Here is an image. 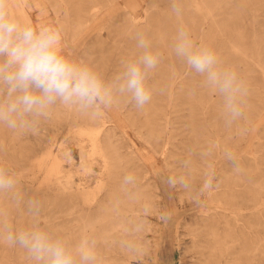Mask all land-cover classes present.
<instances>
[{
  "label": "rangeland",
  "instance_id": "374dc122",
  "mask_svg": "<svg viewBox=\"0 0 264 264\" xmlns=\"http://www.w3.org/2000/svg\"><path fill=\"white\" fill-rule=\"evenodd\" d=\"M25 1L31 5L26 7L27 18L25 22L37 29L41 26L58 28L61 35L62 54L72 60L84 62L93 67L105 81H110L121 71L123 61L135 58L138 55L139 50L136 47V34L138 32L145 34L151 40L153 50L161 54L159 65L150 73L148 78L149 85L152 86L153 84L154 88L150 103L143 109H137L126 98H121L115 105L116 107L114 106L113 109L108 111L114 121H110V118H105L102 121L101 130L108 131L111 134L112 142L117 147H120L122 151H126L131 143H135L134 147L140 148L145 154L150 153L153 157L150 167L155 166L159 168L158 174L156 175L151 172L148 173L149 177H151L150 181L154 183L155 178L162 186L164 181L167 185L165 188L162 187L160 191L164 200V213L167 214V217L161 219L153 216V220L158 224V235L160 239L158 251L154 255H148L147 249L142 245L141 251L138 254H132L124 263H203L207 255L206 253H209L207 248L202 247V245L204 246L203 240H205V237H195V243L198 244L196 246L194 245L190 232L194 228L201 229L202 214L204 210L210 211L211 207L204 201V194L198 198H193L189 203H180L179 199L183 189L170 187L167 183V177L179 171L178 162L185 158V153H182L183 150L193 145L192 142L195 133L190 132L192 123L194 127L199 129L200 133L201 131L208 133L211 130L208 129L211 123L215 122L216 126L212 130L216 131V136L226 143V145L217 149V152L221 153L219 156H217L219 153L217 154L213 148L211 160H214L216 179L222 174V168V170L232 171V162L227 161L224 157V151L229 150L235 155L240 166L245 169L241 172V175L245 176L246 179L258 180V182L264 183V110L255 96L257 94L256 92L264 89V79L260 73V67L255 66L256 62L252 64L251 61L245 60L241 56L243 55V50L245 52L248 51L247 54H252L255 57L259 55V49V51L264 50V42L258 45L254 43L255 40H264V0H248L246 4L238 2L243 0H220L222 3L219 6L222 10H219L216 17L218 16L217 18L223 23L222 30H215L216 33L213 35L214 44L209 46L216 50L218 54L220 53L219 56L225 66L235 69L240 74L248 85V90H250L246 97L244 116L230 127L225 125L222 117V98L218 94L205 88L202 84L203 77L190 69L184 78L186 84H181L183 79L178 84L180 90L176 91L173 106L169 109L164 107L169 96L167 88L175 76L174 72L182 71L186 65L175 56L173 52V41L177 28L180 26H188L187 22L189 18H187L188 14L184 13L182 16L186 18V24L182 23L183 25H181L180 17L172 11V0H140L139 7L135 13L129 11L127 7L128 0ZM193 1L198 5L200 4L199 6L204 5L201 0ZM255 1L257 2L253 4ZM37 2H40V6L36 4ZM188 2H192V0H179V4L183 8L195 7L194 5H189ZM102 5H106L105 8L114 5L116 10L112 12L114 14L106 24H104L105 17L100 16L95 25V30L90 31V19L94 12L93 9L95 6L100 7ZM148 7L152 9L150 10V15L154 17L148 21L156 23L155 18L160 16V20L164 26V36H157L154 28L147 25L146 8ZM255 8L258 10H255ZM199 13L201 14V12ZM199 13L196 11L192 15L201 20L204 14L200 15ZM80 17L81 20H79ZM176 17L179 18L177 19ZM255 22L256 24H254ZM102 24H104V27L100 29V25ZM128 24L131 29L127 26ZM78 25H83V28L86 25L89 27L86 32L76 37L75 32L78 33L80 30L79 28L76 29ZM188 29L190 30L189 26ZM190 33L194 39L198 31H192ZM254 34L256 35L254 36ZM254 38L255 40H253ZM195 39L194 41L197 44H202L199 38L196 37ZM114 40H117L116 45L112 43ZM229 40L231 41L229 42ZM99 41H103L101 51L98 50L100 47ZM235 42L242 48V51H239V53L235 47L237 44L234 45ZM255 48H257V51H254ZM169 51H171V55H169ZM225 56L227 60H224ZM174 66L177 70L174 69ZM181 85H185L186 87H182ZM210 99H214L216 104H214V101L211 104L209 102ZM217 100L219 101L218 103ZM208 104L210 108L206 109ZM256 105L259 108L255 109ZM65 111L64 106L59 104L54 106L48 117L39 120L35 132H13L2 125L4 128L0 132V164L5 165L16 174L18 190L24 202L13 203L8 195L0 194V228H2L3 224H10L14 229L30 226L33 218L28 212L26 201L29 198H34L39 199L42 203L41 213L38 218L40 226L52 231L54 234L63 236V232L66 231L65 227L81 224L91 219L95 215V211L93 210L97 206V200H101L108 193L111 186V178L109 177L111 175L113 176V167L109 166L104 171V167L100 163L94 166V170L85 175L76 176L75 178L78 182H86L85 184L89 187L88 189H93L96 192V197L90 194L87 197L78 196L76 198H70L58 190L56 178L60 174L56 176L58 173L56 171L57 167L52 163L51 154L54 153L58 157L60 156V165L63 169L75 167V164L79 160L78 143L83 142L87 150H90L91 140L94 136V128L96 126L88 116L78 111L72 115H66ZM56 112H60L61 114L56 115ZM167 113H170L172 120H174V128L177 133H179L181 128L187 130L180 135L171 134V143L168 146L166 145V149L162 154L161 148L164 140L162 139L159 145L154 142L152 139L153 134L146 124V119L151 118L156 123H159V119L165 117ZM249 120L255 123L253 130H248V127L251 128L253 126V123H248ZM171 126L173 127L172 124ZM171 126V130L169 131L174 130ZM245 128H247L246 132H249L247 136H244L241 132ZM16 137L19 139H15ZM148 138L149 142L154 144L156 151L147 142ZM178 146L181 148H178ZM209 146L205 144V147ZM214 154H216L215 156L217 158L214 157ZM94 156L102 160V157L98 153H95ZM70 157H74V162L70 161ZM101 178L104 180L105 185L99 189L97 183ZM258 192L264 193V189H259L251 193ZM83 216L86 217L83 218ZM146 216L151 218V214H147ZM251 220L255 223L256 217L254 216ZM260 222L262 226L252 228V236L256 240L261 238V232H264V219ZM220 224L224 226L223 222ZM149 235L147 232L146 239L148 240ZM63 237L69 241L80 240V237ZM263 243L260 245V248L264 249ZM192 256L196 257L193 258ZM256 257L258 258L256 264H264V253L256 255ZM210 261L213 262L212 259ZM0 264H31V261L27 257L26 252L18 246L10 247L5 243H0Z\"/></svg>",
  "mask_w": 264,
  "mask_h": 264
},
{
  "label": "clouds",
  "instance_id": "9594fccd",
  "mask_svg": "<svg viewBox=\"0 0 264 264\" xmlns=\"http://www.w3.org/2000/svg\"><path fill=\"white\" fill-rule=\"evenodd\" d=\"M172 11L177 16L182 14L179 0H172ZM136 41L138 55L123 61L121 71L105 81L93 67L62 54L58 28L37 29L21 22L11 14L9 0H0V125L13 132H35L39 120L48 117L58 104L91 118L102 116L121 98L143 109L152 100L153 88L148 78L159 65L161 54L153 50L145 34L138 32ZM173 52L190 70L203 77L205 88L222 98L226 126H232L244 116L247 84L235 69L222 63L211 46L197 44L190 31L180 26L174 37ZM213 148L190 151L178 162L179 171L167 177L168 185L192 191L194 170L198 163L204 162L207 167L196 195L213 189L216 173L211 163H207ZM224 157L232 162L235 173L243 171L231 151L225 150ZM137 183V176L129 171L122 177L121 187L130 191ZM0 194L8 195L13 203L24 202L16 174L3 164H0ZM26 206L33 218L31 225L14 229L10 224H3L0 243L23 249L31 264H108L94 237L84 236L73 244L40 226L42 203L39 199L29 198ZM142 212L147 215L150 208L144 207ZM166 217L162 213L160 218ZM128 231L131 235L120 239L118 244L127 253L138 254L141 246L134 236L140 227L133 225Z\"/></svg>",
  "mask_w": 264,
  "mask_h": 264
},
{
  "label": "bare ground",
  "instance_id": "6f19581e",
  "mask_svg": "<svg viewBox=\"0 0 264 264\" xmlns=\"http://www.w3.org/2000/svg\"><path fill=\"white\" fill-rule=\"evenodd\" d=\"M201 1L204 3V5L208 3L210 4L205 5V6L204 5L199 6L200 4L198 5L196 2L192 0V2H188V4L191 6L194 5L195 6L194 8L193 7L183 8L180 6L182 9V14L179 15L180 21H181L180 23L181 25L186 24L185 22L186 18L182 15L184 13L188 14L187 18H189L188 19L189 21L187 23L191 31L188 29V26L186 25L187 29L190 32L198 31L197 33L198 35L196 34V37L199 38L203 44L211 45V44H214L213 35H215L216 33L215 30H222L223 23L220 21L219 18H217L218 16L216 17L219 10H222V8H220L219 6L222 2L220 0L219 1L201 0ZM257 1H255L253 4H255ZM139 2L140 0H128L127 7L129 11L135 13L139 7ZM238 2L241 4H246L248 0H243V1H238ZM36 4L40 6V2H37ZM9 5H10L11 14L14 15L16 18H18L21 22H25L27 18L26 7L31 6V5L27 4L25 0H10ZM105 7L106 5H102L100 7H96V6L94 7L93 9L94 12L90 19V23H91L90 31L95 30V25L97 24V20L100 16L105 17L104 24H106L108 20L112 18L114 14L112 12L115 11L116 8L114 7V5H111L108 8H105ZM150 10H152L150 9V7L146 8V12H147V22L146 23L148 26H152L154 28L155 34L157 36L162 37L165 35V31H164L163 23L160 20L161 17L157 16L155 18L157 22L151 23L148 20H151L154 17L153 15H150ZM255 10H258V9L255 8ZM196 11L198 13L201 12L202 15L204 14L201 20H199V18L197 19L194 15H192V13ZM179 17H176V18L178 19ZM68 18L67 20L69 21ZM79 20H81V17ZM104 24L100 25V29H103ZM254 24H256V22ZM130 25L128 24L127 26L130 27ZM88 27H89L88 25L84 26V28H83V25H78L76 29L79 28L80 30L78 33L75 32V36L78 37L79 35L86 32ZM255 31L253 32L255 33ZM255 35L256 34H254V36ZM255 38L253 40H255ZM195 40L197 41V39ZM230 41L231 40H229V42ZM116 42L117 40H114V42L112 43L116 45L117 44ZM263 42H264L263 39L254 41V43L257 45L263 44ZM99 43H100V47L98 50L101 51V49L103 48V41H99ZM234 45H236L235 47L238 53L239 51H242V48L238 46V43L235 42ZM257 45H255V47H257ZM217 49H218V45H217ZM256 49L257 48H255L254 51H257ZM259 50H258L259 55L257 57H255L252 54H247L248 51L245 52V50H243L242 52L243 55L241 56L244 57L245 60L251 61L252 64L256 62L255 66L257 65L258 67H260V73L262 74L263 79H264V50H261V51ZM169 52H170L169 55H171V51ZM171 59H172V56H171ZM224 60H227L226 56ZM246 68H247V65H246ZM174 69L177 70L175 66H174ZM184 69L182 71L174 72L175 76L172 79L170 86L167 88V92L169 96L167 97L168 101L166 102L164 106L166 109L171 108L174 104L173 99L175 98L174 96L176 94V91L180 90L178 88V84H180V80L183 79L181 84L182 83L186 84V80L184 78H185L186 73L188 74L189 68L187 67V65H185ZM181 86L184 87L185 85H181ZM151 87L153 88V84ZM252 88H256V87H252ZM256 93H257L255 94V96L257 97L256 99L259 100L260 106L264 110V89ZM213 101L214 99H210L209 102H211L212 104ZM218 102L219 101L217 100V103ZM209 104L208 106H206V109L210 108ZM214 104H216L215 101H214ZM113 107L111 109H113ZM256 108H259V107H257L256 105L255 109ZM111 109L105 110L103 115L98 118L88 117L91 120V122H93L96 125L94 128V136L91 140L92 141L91 149L87 150V147L85 146L83 142L78 143L77 146L79 148V160L75 164V167L63 169L60 165L61 164L60 158H59L60 156L58 157L54 153H52L51 156H52V163H54V165L57 167L56 171L58 173L56 174V176L60 174L56 178V186L62 194L67 195L70 198H76L78 196L87 197V196H90V194H93L94 196L96 195L95 194L96 192H94L93 189H88L89 187L85 184L86 182L84 183V182L76 181L75 179L76 176L85 175L89 173L90 171L94 170V166L98 163H100L104 167V171H105V168H108L109 166L113 167V172H112L113 176L111 175L109 177L111 178V182H110L111 186L106 196L102 198L101 200L100 199L97 200V206L93 210L95 211V215L91 219H89L87 222L84 221L81 224H74L71 227H65L66 231L63 232V236L80 237V239L83 238L84 236H92L97 240L98 247L102 255L106 258L108 264H125L124 261L129 259L128 257L132 256V254H129L125 252L124 250H122L118 244V241L126 236L131 235L128 230L133 225H139L140 231L139 233L135 234L134 238L139 241L140 246L143 245L145 249H147L148 255H151V254L154 255V253L158 251L159 242H160L159 235H158V224L153 220V216H157L158 218H160L161 214L164 213V200H163V197L160 191L162 190V187L165 188L167 185L165 184L166 182L164 181L163 186H162L161 183H158L154 177H153L154 183L150 181L151 177H149L148 173L151 172L156 175L158 174V170H159V168H156L155 166L150 167L152 163V158H153L150 153H147V154H145V152L143 153V151L140 148L134 147L135 143H131L129 147H127L126 151H122L120 147H117V145H115L112 142L111 134L108 131L101 130V127L103 124L102 121L105 118H110V121H114L113 117H111L112 115L108 113V111H110ZM65 110H66L65 111L66 115H72L76 112V110L69 109V108H65ZM59 114L61 113L56 112V115H59ZM159 120H160L159 123H156L155 121H153V119L148 118L146 119V124L149 126L150 132L153 134L152 139L154 140L155 143H158L159 145V142L161 143L162 142L161 140L162 139L164 140L163 142L164 144L161 148V151L163 154V151L166 149V145L168 146V144L171 143L170 135L173 133L175 135L176 134L180 135L187 129L181 128L179 133H177L174 128V120H172L170 113L165 114V117H163L162 119L160 118ZM162 120L163 122H161ZM248 123H253V126L251 128L248 127V130L250 129L253 130L255 127L254 121L249 120ZM171 124L173 125V127L171 126ZM170 126L174 128V130L172 129L173 131H169L171 130ZM215 126H216L215 122L211 123L210 128L207 127L208 129H211L209 130L208 133H203V131H201L200 133L199 129L194 127L192 123V128L190 129V132L195 133V136L193 137L194 139L192 142L193 145H190L189 147L184 149L182 152V153H185V157L190 151L198 152L199 150L206 148L205 144L214 146V150H216L215 152L217 154L219 153L217 156L221 154L220 152H217V149L223 147V145H226V143H224V140H221L220 138L216 136V131L212 130ZM3 128L4 127L0 125V132L3 130ZM246 131H247V128L241 131L244 134V136L245 135L247 136V134L249 133V132L247 133ZM167 132H168V135H167ZM202 137H204L205 139ZM113 138H114V135H113ZM201 138L204 140H202ZM15 139H19V138L16 137ZM147 142L152 146L153 150L156 151L154 144L152 142H149V138ZM178 148H181V147L178 146ZM95 153H98L102 157V160L96 158L94 156ZM215 155L216 154H214V157L217 158V156ZM211 157L209 158L207 163H211V165L215 169L214 160H211ZM74 160H75L74 157H70L71 162H74ZM54 165L52 166L54 167ZM206 167H207L206 163L204 162L198 163L193 173L192 191L183 190L182 195L180 196V199H179L180 203H186V202L189 203L190 201L193 200V198H198L200 196V195L197 196L196 193L199 191L200 187L202 186L203 172L206 169ZM222 169H221L222 174L218 177V179L215 180L213 189L204 193V201L208 205H210L211 208H210V211L204 210L202 214L201 229L194 228V229H191V232H190L191 236L193 237L194 245L196 246H198V244L195 243L196 242L195 239L197 238V236L205 237V240H203L204 246L202 245V247L207 248L209 250V253H206L207 255L204 254L206 256L203 260V263H200V264H256V262L258 261V258L256 257V255L264 253V249L260 248V245L262 244V242H264V232H261V238L256 240V239H253L254 236H252L253 235L252 228L253 227L258 228L262 226L260 221L264 219V193L263 192L254 193L257 195L256 196L251 192L258 191L259 189H264V183L262 184L258 182V180L253 181L251 179H246V177L241 175V173L237 174L233 170L231 171V170H222ZM129 171L135 173V175L138 178V183L135 189H132L130 191H125L121 187V181H122V177ZM139 171L142 173H140ZM161 178L163 177L161 176ZM97 184H98L99 189L105 185L104 180L102 178L98 181ZM246 190L247 192H245ZM144 207L150 208L149 214H151V218L143 214L142 209ZM254 216L256 217L255 223L251 220ZM84 217L86 216H83V218ZM221 222L224 223V226L220 224ZM145 232L146 233L148 232V234H150L148 237L149 240L146 239L147 236ZM70 242L75 244L79 242V240L70 241ZM201 252L204 253L203 251ZM192 257L195 258L196 256H192ZM210 259H212L213 262L210 261Z\"/></svg>",
  "mask_w": 264,
  "mask_h": 264
}]
</instances>
